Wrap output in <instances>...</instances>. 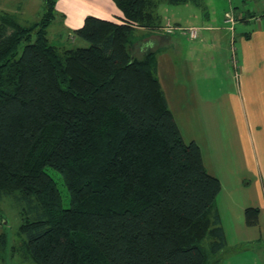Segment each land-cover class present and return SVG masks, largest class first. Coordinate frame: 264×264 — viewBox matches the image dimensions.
<instances>
[{
	"label": "trees",
	"instance_id": "16d2710c",
	"mask_svg": "<svg viewBox=\"0 0 264 264\" xmlns=\"http://www.w3.org/2000/svg\"><path fill=\"white\" fill-rule=\"evenodd\" d=\"M44 1L29 25L0 9V201L21 204L22 249L36 264H217L221 181L172 113L161 47L137 34L162 26L157 1L113 0L122 21L88 15L72 31L88 44L68 47L51 41L57 0ZM246 218L257 225L259 208Z\"/></svg>",
	"mask_w": 264,
	"mask_h": 264
},
{
	"label": "crops",
	"instance_id": "0c3cea01",
	"mask_svg": "<svg viewBox=\"0 0 264 264\" xmlns=\"http://www.w3.org/2000/svg\"><path fill=\"white\" fill-rule=\"evenodd\" d=\"M21 6V3L14 6L20 21L26 12ZM56 7L65 21L62 31L67 32L69 39L60 36L65 42H74L70 39L71 35L74 37L72 31L81 27L88 15L122 21V13L113 0H57ZM247 16L255 15L248 13L237 18L247 23L250 22ZM255 17L261 24L260 31L264 32V17ZM161 25L156 29L139 28L137 34L140 38L145 35L146 47L156 41L161 43L158 72L172 113L185 141L189 137V142L200 145L207 170L221 181L218 197L223 195V209L216 207V202L215 208L226 235V246L251 249V245H259L257 250L264 264V243H261L264 240V34L259 36L258 49L247 48L255 37L245 32L247 42L242 47H236V40L231 37L228 49L210 56L203 53L206 50L197 49L195 43L188 47V52L184 51L182 41L172 37L180 24ZM194 27H198L199 37H189L200 42L209 36L219 42L223 38L221 30L228 31L207 24ZM182 51L186 55L183 54V64L178 67L176 57ZM251 207L259 208L257 225L247 223L246 209ZM222 211L231 220L229 230L223 225ZM229 234H233L232 240ZM223 259L217 264L256 262Z\"/></svg>",
	"mask_w": 264,
	"mask_h": 264
},
{
	"label": "rangeland",
	"instance_id": "374dc122",
	"mask_svg": "<svg viewBox=\"0 0 264 264\" xmlns=\"http://www.w3.org/2000/svg\"><path fill=\"white\" fill-rule=\"evenodd\" d=\"M156 1L158 3L157 12L161 23L165 25L180 24L172 37L179 38L182 41L181 46L184 48L185 52H188V49H190L188 47H191L193 43H195L199 47L197 49H201V51L206 50L203 51V53H208V55L211 56L214 52L219 53L228 49L231 37H233V40H236V47H242V43L247 42L244 36L245 32L253 34V37H255L248 43L249 45L247 48H260L261 38L259 36L263 35L264 32L260 31L261 24L256 22L257 19L255 16L264 17V0H189L181 4H171L168 0ZM19 3L22 5V10L26 11V16L22 15L21 17L22 23L29 25L41 19L44 13V0H0V9L2 11L15 13L16 10L14 6H17ZM234 11H236V13ZM248 13L255 15L247 16L250 22L244 23L237 18V16L244 17ZM229 18L231 19L229 20ZM64 23L65 21H63V18L59 15V11L56 7V18L49 28V37L55 45L68 47L76 44H88L87 41H77V38L72 35L70 39L74 42H65L64 38H66V40L69 38H67V32L64 33L62 31V24ZM201 24L218 26L222 29H228V31L221 30L220 34L223 38H221L219 42L213 41V38L210 36L205 38V41L200 42L199 39L197 41L192 40L189 35L186 36L182 33L184 32L183 30L186 31V28ZM61 35L64 38H60ZM231 45L232 43L230 42V46ZM151 46L161 47V43L156 41L155 44ZM171 49H174V47ZM184 51H182V54L179 53L176 57V64L178 67L183 64V54L186 55ZM186 138L187 142H189V137ZM48 171L55 178L62 191L64 207H69V193L63 183L60 173L50 167ZM222 197L223 195L221 194L216 200V207H220L221 209H223ZM21 209V204L12 197H4L0 201V234L4 233L7 239L5 243L0 244V264H36L22 249V240L18 233L21 223ZM222 212L223 225L229 230L231 220L224 211ZM229 236L231 239L233 234H229ZM209 241V238L205 240V248L207 250L209 249ZM261 243H264V240H262ZM258 246L259 245H251V249L250 247L248 249H243L242 246L237 245L226 246L225 250H223L224 252L218 254L216 257L218 260L223 258L245 261L255 260L256 262L253 264H262L260 252L257 250Z\"/></svg>",
	"mask_w": 264,
	"mask_h": 264
},
{
	"label": "built area",
	"instance_id": "2783aa9c",
	"mask_svg": "<svg viewBox=\"0 0 264 264\" xmlns=\"http://www.w3.org/2000/svg\"><path fill=\"white\" fill-rule=\"evenodd\" d=\"M231 18H229L230 20ZM186 31L189 33V36L192 38V39H197L199 37V29L198 28H195V27H189V28H186Z\"/></svg>",
	"mask_w": 264,
	"mask_h": 264
}]
</instances>
